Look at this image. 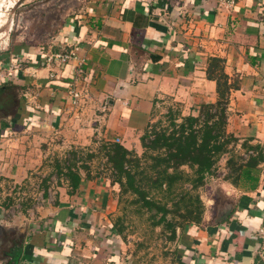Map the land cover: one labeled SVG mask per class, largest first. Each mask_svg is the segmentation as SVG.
I'll return each mask as SVG.
<instances>
[{"label":"crops","instance_id":"crops-1","mask_svg":"<svg viewBox=\"0 0 264 264\" xmlns=\"http://www.w3.org/2000/svg\"><path fill=\"white\" fill-rule=\"evenodd\" d=\"M80 13L57 48L0 54V264H144L113 223L118 183L91 171L73 189L53 159L97 140L137 149L168 99L198 114L218 98L212 56L240 78L228 132L264 144V0H90ZM59 51L75 55L49 60ZM223 181L227 205L209 199L203 221L178 231L172 264H264V163L256 189Z\"/></svg>","mask_w":264,"mask_h":264},{"label":"trees","instance_id":"trees-1","mask_svg":"<svg viewBox=\"0 0 264 264\" xmlns=\"http://www.w3.org/2000/svg\"><path fill=\"white\" fill-rule=\"evenodd\" d=\"M207 76L217 82V100L203 103L198 114L183 115L181 120L171 115V129L157 132L151 140L157 149L145 165H141L142 158L135 150L121 141H107L103 146L113 183L119 184L123 194H135V200L141 201L148 210L161 213L159 217L156 213L152 215L153 224H163L170 229L171 240L177 239L178 228L182 232L189 225L203 221L205 203L198 188L209 176L218 174L223 156H227L224 179L244 190L256 189L260 182L264 144L253 143L250 138L240 142L227 130L230 94L239 86L240 78L233 79L225 71V59L219 56L209 58ZM147 130L141 137L143 142L148 136ZM94 155L91 150L73 148L64 156L55 157L54 171L69 179L72 188L76 189L83 177L92 176L87 157ZM154 188L164 197L171 196L177 209L181 205L186 208L187 213L181 214L182 221L168 217L172 207L152 194ZM114 225L121 234L123 228L117 222Z\"/></svg>","mask_w":264,"mask_h":264},{"label":"rangeland","instance_id":"rangeland-1","mask_svg":"<svg viewBox=\"0 0 264 264\" xmlns=\"http://www.w3.org/2000/svg\"><path fill=\"white\" fill-rule=\"evenodd\" d=\"M88 5L90 0H0V54L3 53L8 56L9 61H12L14 58L25 57L26 52L45 53L49 49L57 48L54 41L58 40L66 23L78 19L76 16L79 17L80 12ZM15 49H19L20 52L16 53ZM188 114L190 113L185 112L180 102L172 99H168L164 105L154 111L152 121L147 128L148 136L145 142L141 140L140 146L137 149L133 148L142 158L141 165H145L150 155L156 153L157 148L151 140L157 132L171 129V115L181 120V116ZM54 141L58 142V139L55 138ZM105 142L107 141L97 140L79 148L85 151L91 150L95 154L91 158L87 157L93 175L110 176L111 174L107 165L106 150L103 148ZM66 149L69 151L72 148L68 146ZM226 160L227 156H223L219 161L218 174L209 176L207 182L198 188L204 203L209 199H215L221 207L227 205L228 199L223 187L225 183L223 180H226L223 178L227 171ZM117 188L118 207L113 223L117 222L123 228L121 236L126 241V245H129L131 256L144 264H172L175 240L169 239L171 230L165 228L163 224H153L152 215L156 213L159 217L161 213L157 214L155 209L148 210L141 201L135 200L137 196L132 192L123 194L119 184ZM152 194L172 207L168 217H176L178 221H182L181 214L187 213L183 205L177 209L174 206L175 200L171 199V196L164 197L156 188ZM15 237L16 234L11 232L8 234L10 241Z\"/></svg>","mask_w":264,"mask_h":264},{"label":"built area","instance_id":"built-area-1","mask_svg":"<svg viewBox=\"0 0 264 264\" xmlns=\"http://www.w3.org/2000/svg\"><path fill=\"white\" fill-rule=\"evenodd\" d=\"M217 6L218 9H221L223 7H234V5L236 4V0H213ZM75 54L73 52H57V53H53L51 54V56L49 57V60H55V59H59L61 61H67L69 60L71 57H73ZM83 68L80 67L79 68V72H82ZM70 94L72 96V103L75 106H78L80 103V99H81V92L78 91L77 89H71ZM120 141V140H118ZM259 246L257 249V253L259 254V256L264 260V227L259 229Z\"/></svg>","mask_w":264,"mask_h":264}]
</instances>
